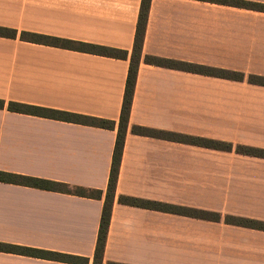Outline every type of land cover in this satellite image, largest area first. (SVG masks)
<instances>
[{
  "label": "crops",
  "instance_id": "1",
  "mask_svg": "<svg viewBox=\"0 0 264 264\" xmlns=\"http://www.w3.org/2000/svg\"><path fill=\"white\" fill-rule=\"evenodd\" d=\"M264 2V0H251ZM142 0H0V26L127 58L0 36V98L111 119L115 129L0 108V169L101 189V199L0 181V241L93 264ZM264 75V12L151 0L103 263L264 264V230L120 203V195L264 220V158L135 134L133 125L264 148V85L144 56ZM0 264H73L0 252Z\"/></svg>",
  "mask_w": 264,
  "mask_h": 264
},
{
  "label": "trees",
  "instance_id": "2",
  "mask_svg": "<svg viewBox=\"0 0 264 264\" xmlns=\"http://www.w3.org/2000/svg\"><path fill=\"white\" fill-rule=\"evenodd\" d=\"M213 3L233 5L264 12V2H257L251 0H202ZM151 0H142L139 20L135 35L134 48L130 58V66L128 77L126 81L125 94L121 109L120 120L118 124L117 138L113 151L112 166L109 176L108 187L105 195V202L100 219V227L97 239V245L94 255L93 264L103 263V253L105 242L107 238L109 223L112 212V202L115 197V189L117 178L120 169L121 158L123 154L125 134L129 125V115L132 106L133 94L137 80V73L139 63L142 57V46L144 41L145 29L148 20V13ZM0 36L16 38L19 37L23 41L34 42L44 45H51L81 52L94 53L115 58H127L128 51L115 47L105 46L96 43H90L70 38H63L47 34L36 33L15 28L0 26ZM144 61L148 64L157 65L161 67L174 68L193 73H199L209 76L221 77L231 80L243 81L247 80L249 83L264 85V75L247 74L242 71L230 70L225 68H218L207 66L198 63L186 62L182 60L163 58L155 55L147 54L144 56ZM0 108H6L9 111L24 113L34 116L47 117L72 123L91 125L107 129H115L116 122L111 119L102 117L81 114L68 110H62L49 106H41L19 101H6L0 98ZM132 131L135 134L164 138L173 141L183 142L192 145H198L207 148L220 149L231 151L235 149L238 153L249 156H256L264 158V148L254 147L245 144H234L232 142L223 141L219 139L200 137L189 134H182L172 131L155 129L146 126L133 125ZM0 181L6 183H13L24 185L39 189H46L68 194H74L84 197L101 199L103 191L101 189L88 188L84 186L71 185L66 182L56 181L47 178H41L21 173H16L8 170L0 169ZM119 201L125 205L144 207L149 209H156L164 212L184 214L191 217L206 219L210 221H224L229 224L264 230V220L250 218L234 214H222L217 211L203 210L194 207H186L151 199L139 198L129 195H120ZM0 252L14 253L18 255L31 256L35 258H42L73 264H89V258L76 254H70L55 250H48L33 246L7 243L0 241ZM107 264H128L122 262L109 261Z\"/></svg>",
  "mask_w": 264,
  "mask_h": 264
}]
</instances>
